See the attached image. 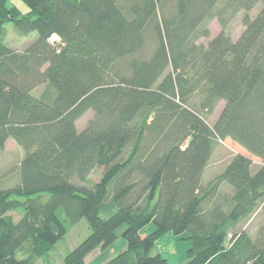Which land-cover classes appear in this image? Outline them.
<instances>
[{
	"label": "trees",
	"instance_id": "1",
	"mask_svg": "<svg viewBox=\"0 0 264 264\" xmlns=\"http://www.w3.org/2000/svg\"><path fill=\"white\" fill-rule=\"evenodd\" d=\"M14 1L0 0V151L13 140L24 157L0 189V264H38L82 219L91 234L62 264L118 239L105 264H168L155 243L169 232L190 235L186 264H264V224L245 229L264 212V0ZM8 26L37 38L14 51ZM228 140L247 155L203 183Z\"/></svg>",
	"mask_w": 264,
	"mask_h": 264
},
{
	"label": "rangeland",
	"instance_id": "2",
	"mask_svg": "<svg viewBox=\"0 0 264 264\" xmlns=\"http://www.w3.org/2000/svg\"><path fill=\"white\" fill-rule=\"evenodd\" d=\"M21 12L26 13L29 11L27 6L21 0H15L13 2ZM258 12H253V16ZM232 29L234 32V39L236 40L243 31V26L240 20H236L232 24ZM6 36L4 39L5 45L17 52H24L37 38L35 34L28 37L19 36L12 28V26L7 27ZM211 38L201 39L199 43L207 45L210 40L216 37L220 32L221 28L218 22L215 20L210 24ZM58 37L54 36L51 42L59 43ZM154 51V42L151 37L146 49L140 55L141 57L147 58ZM172 72L169 68L166 74ZM44 87H40L33 93L39 96ZM225 104L221 103L212 115L206 118V122L213 126L218 120ZM93 118V113L88 112L83 118L77 122V128L82 131L86 128L89 120ZM186 144L184 145V148ZM237 155H247V153L241 149L236 144L228 141H219L215 153L210 161L208 168L205 171L203 177V183H209L219 177L232 161V159ZM24 157V151L19 147L13 140H9L6 144L4 151H0V189H10L14 188L20 183V172L19 166ZM260 164L258 160H254L253 170L256 169ZM102 170L97 171L93 176V182H98L101 176ZM224 192L231 193V189L227 186L223 187ZM15 220H19L20 216L16 213H11ZM264 224V212L261 209L252 217L251 221L245 227L247 232L252 238H255L259 228ZM153 226L149 225L144 234L149 233L153 230ZM91 234L89 224L86 219H82L76 225L72 226L65 236V238L59 242L51 256L45 260L39 261L38 264H62L63 258L68 253L73 251L77 246H79L85 239H87ZM190 235L186 232L182 235L176 236L172 232H169L161 236L155 243V254H161L168 262V264H186L189 261L188 250L191 248V243L188 240ZM109 250H101L98 248L95 250L87 259L86 264H105L113 258Z\"/></svg>",
	"mask_w": 264,
	"mask_h": 264
},
{
	"label": "crops",
	"instance_id": "3",
	"mask_svg": "<svg viewBox=\"0 0 264 264\" xmlns=\"http://www.w3.org/2000/svg\"><path fill=\"white\" fill-rule=\"evenodd\" d=\"M124 249H125L124 242L122 240L118 239L116 244L107 250L112 252L111 254L113 255V257H115L119 252H121Z\"/></svg>",
	"mask_w": 264,
	"mask_h": 264
}]
</instances>
